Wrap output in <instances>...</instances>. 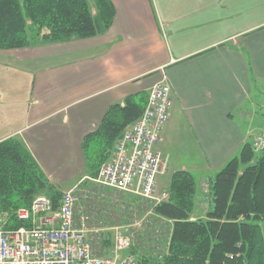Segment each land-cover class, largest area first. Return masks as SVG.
I'll use <instances>...</instances> for the list:
<instances>
[{"label": "crops", "instance_id": "1", "mask_svg": "<svg viewBox=\"0 0 264 264\" xmlns=\"http://www.w3.org/2000/svg\"><path fill=\"white\" fill-rule=\"evenodd\" d=\"M111 1L102 34L0 50V140L18 137L49 182L68 190L86 177L81 143L107 107L164 76L172 105L155 150L168 173L157 183L197 173V195L260 130L264 0Z\"/></svg>", "mask_w": 264, "mask_h": 264}, {"label": "trees", "instance_id": "2", "mask_svg": "<svg viewBox=\"0 0 264 264\" xmlns=\"http://www.w3.org/2000/svg\"><path fill=\"white\" fill-rule=\"evenodd\" d=\"M114 15L111 0H0V50L99 35ZM35 37L38 42H32ZM147 98V92L139 91L109 105L97 128L83 137L85 176L96 177ZM207 182L211 204L203 217L192 218L197 185L186 170L171 173L167 199L157 204L147 200L151 213L170 226L161 232L163 238L151 240L156 248L149 251L136 250L129 236V252L140 264H264V148L254 152L253 141H246ZM39 194L50 198L53 209L59 206L61 191L25 143L13 136L0 140V225L29 226L16 211Z\"/></svg>", "mask_w": 264, "mask_h": 264}, {"label": "built area", "instance_id": "3", "mask_svg": "<svg viewBox=\"0 0 264 264\" xmlns=\"http://www.w3.org/2000/svg\"><path fill=\"white\" fill-rule=\"evenodd\" d=\"M171 105V88L163 76L151 85L141 115L115 141L111 157L91 180L155 204L167 199L168 192L158 189L157 179L168 173V162L155 145ZM253 147L258 151L264 148V133L254 137ZM81 183L62 192L56 209L42 194L28 207L17 209V218L29 226L5 229L0 225V264H140L134 255L120 257L131 243V238L120 232L113 237L110 256L93 249L92 241L101 246L103 237L98 228L90 226L92 215L87 209L75 216Z\"/></svg>", "mask_w": 264, "mask_h": 264}, {"label": "rangeland", "instance_id": "4", "mask_svg": "<svg viewBox=\"0 0 264 264\" xmlns=\"http://www.w3.org/2000/svg\"><path fill=\"white\" fill-rule=\"evenodd\" d=\"M32 39V42L39 41L38 37ZM19 85L21 86V80H19ZM23 90L24 87L19 92L20 98L26 97V94L22 93ZM23 109L24 106L19 107L20 112ZM263 115L264 112L260 109L258 116L260 118L261 127L259 132L252 137L260 136L264 133ZM253 151L259 152L260 150L258 151L253 147ZM215 173L216 172H214V174ZM194 176L198 188V183H200L198 182L199 180L197 181L199 174L195 173ZM208 179L209 177L203 180L200 187L201 191L195 196L196 207L193 210L192 218L205 216L206 211L210 208L211 202L208 192ZM167 186L168 182L164 187L158 185V189L166 190ZM76 197V218L81 214V211H85L86 209L89 211L92 215L90 226L99 229L98 233H101L103 237L101 243H103V240H109V243L105 244V247H103L106 254L109 253V247L113 241V237L118 232L130 236L132 238V246L136 247V250L139 252H143L144 250L149 251L152 247L156 248L155 246L150 245L151 240L155 241V236H160L161 232L167 231L170 226L169 222L157 218L151 213L150 202L147 201V199L130 192L108 188L107 186L92 181L88 176L82 181ZM152 234L153 238L149 239V236ZM161 238H163V235H161ZM129 250L130 249L128 248L122 252L120 257L123 258L132 255Z\"/></svg>", "mask_w": 264, "mask_h": 264}]
</instances>
